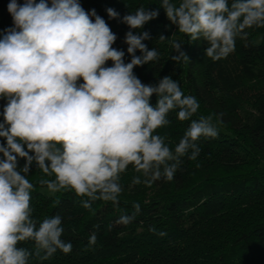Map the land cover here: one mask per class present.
I'll list each match as a JSON object with an SVG mask.
<instances>
[{
    "label": "clouds",
    "instance_id": "1",
    "mask_svg": "<svg viewBox=\"0 0 264 264\" xmlns=\"http://www.w3.org/2000/svg\"><path fill=\"white\" fill-rule=\"evenodd\" d=\"M159 7L190 42H207L204 54L213 61L233 53L237 37H247L246 28L264 27V0H162ZM106 11L110 19L119 18L115 9ZM8 12L13 26L0 33V99L6 100L0 112V264H30V258L48 260L58 250L73 249L62 239L61 215L33 218L35 185L27 178L33 165L52 177L38 181L50 193L74 192L90 211L96 201L118 208L121 176L130 166L138 174L132 186L172 181L183 157L197 160L201 138L218 137L222 116L192 119L200 104L177 80L164 76L144 84L134 73L158 59V51L144 43L150 34L142 31L158 9L140 7L122 17L130 29L124 40L127 63L125 52L113 47L117 36L107 22L79 0H10ZM182 44L172 42L177 54L170 59L176 63L190 60ZM177 109V118L190 124L173 150L157 130L170 124L168 115ZM132 209L115 225L131 224L141 204ZM93 228L89 246L96 244L100 225ZM149 231L166 235L155 226ZM28 241L33 250L19 246Z\"/></svg>",
    "mask_w": 264,
    "mask_h": 264
},
{
    "label": "trees",
    "instance_id": "2",
    "mask_svg": "<svg viewBox=\"0 0 264 264\" xmlns=\"http://www.w3.org/2000/svg\"><path fill=\"white\" fill-rule=\"evenodd\" d=\"M9 2L0 0V33L13 26ZM79 2L86 11L95 9L107 22L117 36L113 47L125 52L126 63L131 57L124 40L130 29L121 22L122 17L140 7L158 9L159 16L142 29L151 37L144 43L158 51V59L134 68V73L144 84L171 76L185 95L194 96L200 104L192 119L221 115L222 122L217 124L218 137L201 138L197 160L183 157L170 182L132 186V177L138 174L130 166L121 176L123 192L118 208L111 202L96 201L90 211L82 207L81 198L74 192L50 193L38 181L52 177L33 165L27 177L35 185L31 193L33 218L39 222L61 215L65 229L62 239L71 242L73 249L67 254L58 250L48 260L30 258V264H264V27L246 28L248 35L245 39L237 37L235 51L213 61L204 54L207 42H190L171 24L159 7L162 0ZM171 2L178 4L179 0ZM108 8L115 9L119 18L110 19ZM132 31L135 34L136 30ZM160 35L167 39L159 40ZM173 41L183 43L189 61L170 59L177 54ZM111 63L108 61L107 66ZM5 103L0 99V112ZM151 103H156L155 95ZM177 112H170V124L157 130L167 136L173 150L190 124L180 121ZM24 163L19 160L20 166ZM135 202L142 209L136 219L127 226L115 225L122 213L131 214ZM95 224L100 225L97 241L89 246ZM149 226L166 235L150 232ZM19 246L34 249L31 241Z\"/></svg>",
    "mask_w": 264,
    "mask_h": 264
}]
</instances>
